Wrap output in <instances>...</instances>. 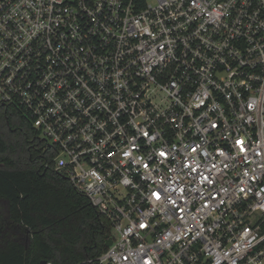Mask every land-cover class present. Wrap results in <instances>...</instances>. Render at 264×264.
Returning a JSON list of instances; mask_svg holds the SVG:
<instances>
[{
  "label": "built area",
  "instance_id": "1",
  "mask_svg": "<svg viewBox=\"0 0 264 264\" xmlns=\"http://www.w3.org/2000/svg\"><path fill=\"white\" fill-rule=\"evenodd\" d=\"M0 106L107 220L85 263L264 264V0H0Z\"/></svg>",
  "mask_w": 264,
  "mask_h": 264
},
{
  "label": "trees",
  "instance_id": "2",
  "mask_svg": "<svg viewBox=\"0 0 264 264\" xmlns=\"http://www.w3.org/2000/svg\"><path fill=\"white\" fill-rule=\"evenodd\" d=\"M1 122L17 139L8 142L0 132V264H87L107 248V220L44 166L52 155L42 153L45 144L19 111L0 106Z\"/></svg>",
  "mask_w": 264,
  "mask_h": 264
},
{
  "label": "rangeland",
  "instance_id": "3",
  "mask_svg": "<svg viewBox=\"0 0 264 264\" xmlns=\"http://www.w3.org/2000/svg\"><path fill=\"white\" fill-rule=\"evenodd\" d=\"M12 129V128H11ZM0 132L4 135V138L9 142H14L17 138H16V130L13 128V131L9 130L4 123L1 122L0 124ZM16 133V135H15ZM12 155L14 157H18V155L16 154V152H13Z\"/></svg>",
  "mask_w": 264,
  "mask_h": 264
},
{
  "label": "clouds",
  "instance_id": "4",
  "mask_svg": "<svg viewBox=\"0 0 264 264\" xmlns=\"http://www.w3.org/2000/svg\"><path fill=\"white\" fill-rule=\"evenodd\" d=\"M122 106H123V105H122ZM145 119H147V117H145ZM154 127L159 128L158 125H155ZM143 134H144L143 129H139V130H138V135H137L136 137H133V140L138 139V138H139V135H143ZM156 134L159 135V131H157ZM155 154H156L155 151L150 152V153L148 154V158H150L151 156H153V155H155ZM136 162L139 163L140 161H136Z\"/></svg>",
  "mask_w": 264,
  "mask_h": 264
},
{
  "label": "water",
  "instance_id": "5",
  "mask_svg": "<svg viewBox=\"0 0 264 264\" xmlns=\"http://www.w3.org/2000/svg\"><path fill=\"white\" fill-rule=\"evenodd\" d=\"M106 241H105V245L109 246L111 244V240L109 239L108 235L105 236ZM45 261H41L40 264H45Z\"/></svg>",
  "mask_w": 264,
  "mask_h": 264
},
{
  "label": "snow or ice",
  "instance_id": "6",
  "mask_svg": "<svg viewBox=\"0 0 264 264\" xmlns=\"http://www.w3.org/2000/svg\"><path fill=\"white\" fill-rule=\"evenodd\" d=\"M161 155H164V153H161ZM145 166H147V165H145ZM157 195V199H159V195L158 194H156Z\"/></svg>",
  "mask_w": 264,
  "mask_h": 264
}]
</instances>
